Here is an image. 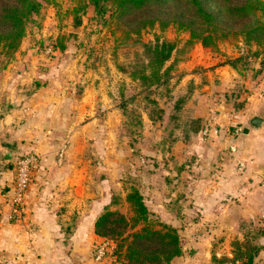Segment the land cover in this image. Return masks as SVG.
<instances>
[{
	"label": "rangeland",
	"instance_id": "rangeland-1",
	"mask_svg": "<svg viewBox=\"0 0 264 264\" xmlns=\"http://www.w3.org/2000/svg\"><path fill=\"white\" fill-rule=\"evenodd\" d=\"M79 2L44 1L16 50L0 43V84L15 99L13 105L21 104L24 128L7 150L10 159L0 157V176L8 172L15 186L18 162L34 155L37 161L30 171L29 189L39 168L50 166L56 169L55 210L61 214L65 208L67 187L77 199L71 205L70 218L55 221L52 238H40V223L35 215L27 220L24 206L13 213L10 200L0 201V264H25L23 261L37 257L36 253L26 254L34 247L47 253L50 264H125L124 254L112 249L99 263L95 260L101 238L94 232V223L105 208L130 218L126 196L133 188L145 199L150 225L177 229L183 248L186 239L182 234L187 229L212 226L215 237L207 240L212 254L197 253L192 245L171 264L182 258L181 264H233L236 242L245 240L262 246L254 264H264V167L256 187L229 188L227 198L219 201V205L230 206L234 221L213 225L211 221L201 225L185 222L186 210H193L183 205L189 190L185 181L202 176L215 181L220 163L217 152H235L223 141L227 148L216 149V141L230 131L241 133L238 125H231L229 116L224 120L229 123H206L213 100L199 92L194 78L204 66H184L200 42L188 43L189 33L173 26L127 34L122 25L96 15L92 6L78 13L81 23L77 25L73 8ZM157 37L175 41L178 52L165 64L176 60L168 81L149 86L133 73L141 68L143 44H153ZM205 50L207 67L227 64L242 76L257 74L264 79L262 45H247L241 37H233ZM238 80L224 85L217 98L225 108H239L244 102L241 86L247 84L242 77ZM205 127L209 129L206 135ZM197 128L201 130L196 134ZM48 130L51 144L37 135L45 137ZM7 192L5 183L0 185V196ZM89 225H93L91 230ZM225 226L231 228V237L222 239ZM118 242L116 239L115 244Z\"/></svg>",
	"mask_w": 264,
	"mask_h": 264
},
{
	"label": "trees",
	"instance_id": "trees-1",
	"mask_svg": "<svg viewBox=\"0 0 264 264\" xmlns=\"http://www.w3.org/2000/svg\"><path fill=\"white\" fill-rule=\"evenodd\" d=\"M44 1L47 0H0V43L16 50ZM88 6L93 7L96 15L122 25L127 34L139 35L155 26L161 30L173 26L189 33L188 43L200 42L204 49L215 48L219 41L233 37H241L247 45L264 46V0H80L73 8L77 25L81 23L78 13ZM176 52L175 41L157 37L155 43L143 44L144 59L139 61L141 68L133 73L134 77L139 75L149 86L166 83L176 60L169 66L165 64ZM126 201L132 210L130 218L105 208L95 220L94 232L101 243L108 241L112 252L121 251L125 264H171L183 255L177 229H154L150 225V210L138 189H131ZM116 239L120 241L117 245ZM260 249L262 246L248 240L236 242L232 263L254 264Z\"/></svg>",
	"mask_w": 264,
	"mask_h": 264
},
{
	"label": "crops",
	"instance_id": "crops-1",
	"mask_svg": "<svg viewBox=\"0 0 264 264\" xmlns=\"http://www.w3.org/2000/svg\"><path fill=\"white\" fill-rule=\"evenodd\" d=\"M206 51L202 46L197 45L196 51L184 63L186 69H191L198 65L204 66V69H200V72L194 75V78L197 83L199 82L200 86V89L197 88L196 90L199 89L201 94H209L207 96L209 97L208 99L213 100L210 106H213V109H211V113L208 115L210 117L207 118L206 123L210 125L217 123L220 125L219 123H226L227 121L224 122V120L229 116L231 125H238L237 128L241 130V133L238 134V132L234 133L230 131L222 140L216 141V149L225 147V144L222 143L223 141L231 149L233 148L235 152H217L220 163L216 169L217 175L215 181L210 182L205 177L203 178V176L199 179L185 181V185H187L186 189L189 190L185 192V197L182 199L185 203L183 205L187 209H193L192 212L186 210L187 217L185 218V222H193V225H201L205 221L207 223L211 221V224L234 221L230 217V206L219 205V201L227 198L226 190L229 188L235 189L237 187L241 189L242 184L248 187H256L259 183L260 173L262 172L261 168L264 167V79L258 77L257 74L242 76L227 64H217L207 67L209 64H206V60L208 59V52ZM1 75L2 73H0ZM186 76L190 77L191 75ZM241 77L247 84L245 88L241 86L243 90L245 89L243 105L239 108L233 106L225 108V104L222 106V103L217 99L219 96H222L221 92L225 89L223 86L229 85L230 82L231 84H235L239 82L238 79ZM7 89V87L0 84V157L2 156L3 158L7 150L16 144V139L21 136L24 129L21 124L23 108H21V104L19 106H17L18 104L13 105L15 99L11 97ZM215 100L216 102L214 103ZM216 110L220 113H217ZM253 116H258L263 121L260 128H253L249 124V120ZM244 128L249 129L248 134H244ZM37 135L40 136V140L43 139L42 142L46 144L52 143V133L50 130H48V134L45 137L42 133H37ZM39 169L41 170L38 176L34 178V182L31 183L30 189L26 194L24 212L26 213L27 220L30 218V215L36 216L35 220L40 223V230L42 231V235L39 234L40 238H52L54 237L55 221L59 217H62L65 221L69 219L71 205H75L77 199L73 190L67 187L69 194L62 204L65 208H63L60 214L54 207L57 192L54 191L55 182L53 176L56 174V169L50 166H44ZM4 183L7 186L8 194L1 195L0 201H6V198L9 201L13 194L14 186L12 177L6 171L1 172L0 176V185H4ZM192 184L194 188L191 186ZM6 208H8V205ZM83 215L85 216V214ZM92 227L93 225H89L90 230ZM230 229L228 226L222 227V239L231 237ZM214 235L215 232H213L212 226L204 228L196 226L193 230L187 229L185 234H182V238L186 239V246L183 248L184 256L187 254L185 251L188 247L192 249V245H194L193 249H196L197 253L212 254L213 247L207 243L209 242L207 240L214 239ZM190 252L194 251L190 250ZM32 253H36L37 257L35 259L30 258L27 262L23 261L25 264H50L45 256L47 253L44 254L41 248L34 247L33 249L26 250L27 256ZM183 259L179 260L177 264H181Z\"/></svg>",
	"mask_w": 264,
	"mask_h": 264
},
{
	"label": "built area",
	"instance_id": "built-area-1",
	"mask_svg": "<svg viewBox=\"0 0 264 264\" xmlns=\"http://www.w3.org/2000/svg\"><path fill=\"white\" fill-rule=\"evenodd\" d=\"M209 129L205 127L203 134H208ZM234 150V149H233ZM37 156L31 155L18 162L16 171V182L13 194L10 198L11 211L18 213L24 206L25 197L30 185V171L35 167ZM113 249L108 241H103L95 252V260L99 263L106 255L108 249Z\"/></svg>",
	"mask_w": 264,
	"mask_h": 264
},
{
	"label": "water",
	"instance_id": "water-1",
	"mask_svg": "<svg viewBox=\"0 0 264 264\" xmlns=\"http://www.w3.org/2000/svg\"><path fill=\"white\" fill-rule=\"evenodd\" d=\"M263 121L261 120L260 117L258 116H253L250 120H249V124L253 127V128H260L262 126ZM244 134H248L249 129L248 128H244L243 130ZM10 152H6L4 154V159L5 160H9L10 159Z\"/></svg>",
	"mask_w": 264,
	"mask_h": 264
}]
</instances>
